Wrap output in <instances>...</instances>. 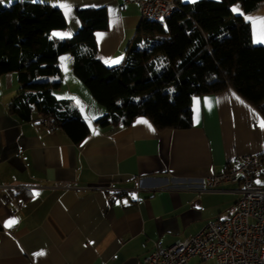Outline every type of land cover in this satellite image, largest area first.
<instances>
[{"label":"crops","instance_id":"0c3cea01","mask_svg":"<svg viewBox=\"0 0 264 264\" xmlns=\"http://www.w3.org/2000/svg\"><path fill=\"white\" fill-rule=\"evenodd\" d=\"M20 1L59 8L66 26L54 33L61 38L80 27L78 9L105 7L108 26L94 37L107 65L123 60L142 19L137 4L121 0ZM61 3L71 6L69 15ZM231 12L249 23L252 42L264 45V2L247 13L236 3ZM59 65L54 94L72 99L90 127L79 143L59 127L47 130L36 115L25 121L10 113L17 75H0V264H142L155 244L167 247L230 215L241 184L210 189L203 179L236 154L264 151L256 108L229 88L192 96L189 128L158 130L145 116L101 126L96 119L105 108L73 74L71 54L60 55Z\"/></svg>","mask_w":264,"mask_h":264},{"label":"trees","instance_id":"16d2710c","mask_svg":"<svg viewBox=\"0 0 264 264\" xmlns=\"http://www.w3.org/2000/svg\"><path fill=\"white\" fill-rule=\"evenodd\" d=\"M264 0L176 2L163 24L141 19L124 58L115 65L98 56L94 33L108 26L106 8L77 10L80 27L57 37L66 26L57 7L16 0L0 3V75L14 72L19 89L9 112L20 120L51 117L73 143L90 132L70 98H58L59 57L72 56V72L105 108L101 126L128 125L138 116L158 130L192 126L191 98L233 89L264 118V45L252 42L249 23L232 15L240 3L245 13ZM258 178H264V151ZM258 183V182H257Z\"/></svg>","mask_w":264,"mask_h":264},{"label":"built area","instance_id":"2783aa9c","mask_svg":"<svg viewBox=\"0 0 264 264\" xmlns=\"http://www.w3.org/2000/svg\"><path fill=\"white\" fill-rule=\"evenodd\" d=\"M121 1L137 4L142 19L160 24L178 8L174 0ZM37 122L47 130L55 127L51 117L38 115ZM261 166L259 154L239 153L223 171L205 177L203 183L210 189L241 184L242 195L230 215L208 221L195 234L167 247L155 244L142 264H264V185L256 182Z\"/></svg>","mask_w":264,"mask_h":264},{"label":"snow or ice","instance_id":"6c2138e0","mask_svg":"<svg viewBox=\"0 0 264 264\" xmlns=\"http://www.w3.org/2000/svg\"><path fill=\"white\" fill-rule=\"evenodd\" d=\"M3 2V0H0V3H2ZM59 7H61L62 9H64L65 10V14H66V16L67 15H69L70 13H71V6L69 5V4H67V3H61V4H59ZM234 11H238V9H234ZM251 19V18H250ZM262 23H264V21H262ZM54 35H62V34H59V33H54ZM63 59V58H62ZM111 63H118V61H112ZM138 123H144V124H147V121H145V120H140V121H138ZM149 127H151L150 125H149ZM261 127H264V122H262L261 123ZM95 134V133H94ZM16 223V221L15 220H11V221H8L7 223H6V227H10L11 225H13V224H15ZM39 255H43V253H39Z\"/></svg>","mask_w":264,"mask_h":264},{"label":"rangeland","instance_id":"374dc122","mask_svg":"<svg viewBox=\"0 0 264 264\" xmlns=\"http://www.w3.org/2000/svg\"><path fill=\"white\" fill-rule=\"evenodd\" d=\"M95 103H96V102H95ZM257 180H258V182H260L261 184H264V178H258Z\"/></svg>","mask_w":264,"mask_h":264}]
</instances>
